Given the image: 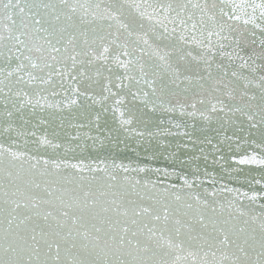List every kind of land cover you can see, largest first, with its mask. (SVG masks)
Here are the masks:
<instances>
[{
  "label": "snow or ice",
  "instance_id": "obj_1",
  "mask_svg": "<svg viewBox=\"0 0 264 264\" xmlns=\"http://www.w3.org/2000/svg\"><path fill=\"white\" fill-rule=\"evenodd\" d=\"M0 264H264V0H0Z\"/></svg>",
  "mask_w": 264,
  "mask_h": 264
}]
</instances>
